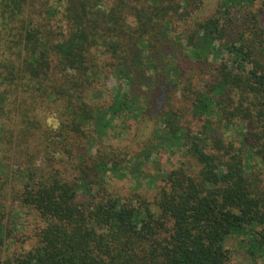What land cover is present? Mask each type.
I'll return each instance as SVG.
<instances>
[{"label": "trees", "instance_id": "trees-1", "mask_svg": "<svg viewBox=\"0 0 264 264\" xmlns=\"http://www.w3.org/2000/svg\"><path fill=\"white\" fill-rule=\"evenodd\" d=\"M213 1L0 0V264H263L264 0Z\"/></svg>", "mask_w": 264, "mask_h": 264}, {"label": "rangeland", "instance_id": "rangeland-1", "mask_svg": "<svg viewBox=\"0 0 264 264\" xmlns=\"http://www.w3.org/2000/svg\"><path fill=\"white\" fill-rule=\"evenodd\" d=\"M205 1H206L205 8H204L205 10H203L202 13L207 14L209 13V11L213 9L214 1L213 0H205ZM259 5L260 3L257 4V6ZM261 26L264 27V12H263L262 19H261ZM212 61H215V60L212 59ZM117 85H118V82L110 78L106 82V89L108 92L111 93L113 92V89ZM124 85L125 84L122 83V86ZM3 121L4 119L1 120V122ZM125 122L126 123H124V125H121L120 122L118 121L114 123L115 134L116 136H118L123 130H125L126 126H128V123H129V127L127 128L125 132L129 134L130 142L128 143L127 135L120 134L121 136H118V137L121 138L122 142H116V143L113 142V145L114 144L118 145L117 149L115 148V145L113 149H116V151L121 150L122 153L124 152V154H127L125 156H122V158H124L126 161L127 169H131V167L134 169L136 161L138 163L140 159L143 160V162H141L139 165L140 167L139 173L133 174V175L127 174L124 180H117V179L110 180V184L113 187V189L114 188L115 190L117 189L119 193L122 195H127L131 192L132 193L133 192H143V193H147L148 196H151L154 192V187L150 186L149 179L156 175V171H163L166 173L167 171H171L175 169L179 165L180 160L178 158H174V157L167 155V152L165 150H162L161 152H165L166 154L161 153V155H159L158 157L156 158L152 157L150 160L147 161L144 157H142L143 155H141L140 152L142 151L143 148H146V149L148 148L146 144L148 143V140L151 135L150 134L149 136H147L149 133V130L148 129L144 130V126H142V124H137V122L132 121L131 118L127 119ZM115 134L110 133L108 137L110 136L114 137ZM235 136L236 134L233 132L232 138L235 139ZM125 144L129 145L131 148L124 150L122 147ZM133 152L134 154L130 156ZM8 205L10 204L8 203ZM24 217L27 218V221H26L27 225L31 224L32 221L38 222V219H35L32 216L26 217L25 215H23L22 216L23 219L19 217V219L16 220V221L21 220V222L18 224V226H16V228L17 227L20 229L22 228L21 223L24 220ZM24 227H27V230L25 228L23 229L27 231L28 234H33L34 231L33 232L28 231L29 229L28 226H24ZM11 247H13V249L15 248L19 249L20 247H22L21 240L20 241L17 240L15 244L9 246L10 249ZM262 263L264 264V261H262ZM231 264H252V263L243 254L238 253V255H235L232 258Z\"/></svg>", "mask_w": 264, "mask_h": 264}, {"label": "clouds", "instance_id": "clouds-1", "mask_svg": "<svg viewBox=\"0 0 264 264\" xmlns=\"http://www.w3.org/2000/svg\"><path fill=\"white\" fill-rule=\"evenodd\" d=\"M45 123L48 126L52 127L54 130L59 127V121L55 117V114H52V115L48 116L46 121H45Z\"/></svg>", "mask_w": 264, "mask_h": 264}]
</instances>
